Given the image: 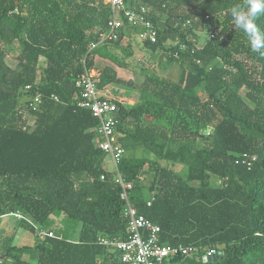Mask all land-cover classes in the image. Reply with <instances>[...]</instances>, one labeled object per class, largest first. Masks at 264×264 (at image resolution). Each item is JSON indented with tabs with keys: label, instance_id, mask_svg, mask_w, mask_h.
Segmentation results:
<instances>
[{
	"label": "trees",
	"instance_id": "1",
	"mask_svg": "<svg viewBox=\"0 0 264 264\" xmlns=\"http://www.w3.org/2000/svg\"><path fill=\"white\" fill-rule=\"evenodd\" d=\"M126 2L146 9L156 42L141 43L160 67L179 68L176 80L97 68L126 67L116 51L131 57L121 42L137 32L125 25L109 36L102 0H0V217L21 214L37 236L33 246L0 240V264H124L98 241L125 240L128 218L96 146L97 120L78 106L90 71L117 109L131 205L160 228L161 244L196 251L165 264H264V56L230 15L246 0ZM190 3L199 5L178 12ZM164 35L176 43L163 45ZM107 86L134 91L133 103L107 97ZM211 249L216 262L204 259Z\"/></svg>",
	"mask_w": 264,
	"mask_h": 264
},
{
	"label": "built area",
	"instance_id": "2",
	"mask_svg": "<svg viewBox=\"0 0 264 264\" xmlns=\"http://www.w3.org/2000/svg\"><path fill=\"white\" fill-rule=\"evenodd\" d=\"M102 1L108 4L111 9V15L107 22L109 36L117 38V31L124 29L126 25L137 30L135 36L138 41L156 42V30L147 17L144 7L129 5L126 0ZM91 72L82 76L77 83V86L81 89L82 97L78 102V106L88 109L97 120L95 132L99 136V140L96 146L106 157L110 158L115 175L114 182L120 187L119 198L123 202L122 212L128 218L127 238L125 240L101 237L98 239L99 243L105 247L117 250L120 253V261L124 264H165L173 257H192L196 253L195 250L184 248L181 245L169 246L161 244L159 238L160 228L138 214L131 205L128 191L131 189L132 183L125 181L118 171V165L124 150L116 143L115 139V113L117 109L109 99L101 98L100 90L96 86L97 79L95 77L97 75L94 71L93 73ZM39 101V98H35L33 105L35 106ZM103 179V176H101V180ZM8 215L24 220V217L19 213H10ZM37 231L39 237H53L52 233H46L45 230L38 229ZM217 254L220 253L211 249L207 251L204 257L211 258Z\"/></svg>",
	"mask_w": 264,
	"mask_h": 264
},
{
	"label": "rangeland",
	"instance_id": "3",
	"mask_svg": "<svg viewBox=\"0 0 264 264\" xmlns=\"http://www.w3.org/2000/svg\"><path fill=\"white\" fill-rule=\"evenodd\" d=\"M202 1V0H198ZM200 3V2H199ZM199 3H190L189 5H182V8L180 7L178 12L179 13H188L191 11V9L195 8ZM164 19V17H162ZM190 21H186L184 25H188ZM184 27V26H183ZM198 30V29H197ZM200 34V33H199ZM135 36V35H134ZM201 37V43H203L205 39L204 33L200 34ZM136 38V37H135ZM132 38L130 42L122 41L121 46L125 47L127 44H130L131 47V57L125 58L123 57V53L120 50L116 51L117 56L120 58V60H124V63L126 64V67L123 69L116 68L112 63L108 61L103 60H97L96 66L99 69H102L105 66L112 67L116 70L117 75L122 79H131L133 76V73H139V71L145 70L148 73L154 72L157 76L160 78H170L171 80H176L177 76L179 74V68L177 66H172L171 68H162L161 65V58L159 52L152 53L148 51L143 44L137 40V38ZM176 37L173 35H164L162 36V42L163 45L166 43V45H171L176 43ZM10 57L8 60L10 61ZM175 65V64H173ZM93 73V71L91 72ZM116 89H119L116 91ZM107 90L110 97H117L122 102L125 103H133V94L131 92H134L126 87L118 88L116 86H107L105 88ZM107 96V95H106ZM108 97V96H107ZM104 166L106 169L111 170V162L109 157H105ZM169 168H173L174 170L178 171L180 169V166H172L168 165ZM0 240H8V244H12L15 246H33L35 242L37 241V236L30 230L26 229L20 220L15 219L14 217L10 215L3 216L0 219ZM190 258V257H189Z\"/></svg>",
	"mask_w": 264,
	"mask_h": 264
},
{
	"label": "clouds",
	"instance_id": "4",
	"mask_svg": "<svg viewBox=\"0 0 264 264\" xmlns=\"http://www.w3.org/2000/svg\"><path fill=\"white\" fill-rule=\"evenodd\" d=\"M230 15L236 28L247 36L250 49L264 56V28L257 23V17L264 16V0H246L244 6H234Z\"/></svg>",
	"mask_w": 264,
	"mask_h": 264
},
{
	"label": "crops",
	"instance_id": "5",
	"mask_svg": "<svg viewBox=\"0 0 264 264\" xmlns=\"http://www.w3.org/2000/svg\"><path fill=\"white\" fill-rule=\"evenodd\" d=\"M119 89H116V91H118ZM102 92H103V94L104 95H107L109 98H113V99H116V100H120L119 98H117V97H110V95L108 94V92H107V90H105V88H104V90H102ZM120 101H122V100H120ZM128 104H131V103H128ZM110 159V158H109ZM111 162V161H110ZM111 166H112V164H111ZM21 215V214H20ZM22 216V215H21ZM23 217V216H22ZM16 219V218H15ZM17 220H19V219H17ZM21 221V220H20ZM23 221H25V218H24V220ZM46 233H51V232H47L46 231Z\"/></svg>",
	"mask_w": 264,
	"mask_h": 264
},
{
	"label": "water",
	"instance_id": "6",
	"mask_svg": "<svg viewBox=\"0 0 264 264\" xmlns=\"http://www.w3.org/2000/svg\"><path fill=\"white\" fill-rule=\"evenodd\" d=\"M204 259L205 260L207 259L208 262H211V261L216 262L217 261V257L216 256H213L211 258L210 257H207V258L204 257Z\"/></svg>",
	"mask_w": 264,
	"mask_h": 264
}]
</instances>
